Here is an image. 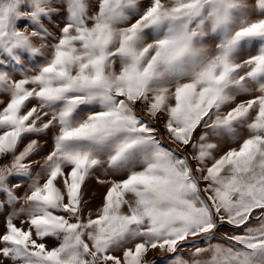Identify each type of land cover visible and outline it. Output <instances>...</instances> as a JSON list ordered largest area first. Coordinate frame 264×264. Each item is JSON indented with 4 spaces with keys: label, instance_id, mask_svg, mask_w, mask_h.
Wrapping results in <instances>:
<instances>
[{
    "label": "snow or ice",
    "instance_id": "snow-or-ice-1",
    "mask_svg": "<svg viewBox=\"0 0 264 264\" xmlns=\"http://www.w3.org/2000/svg\"><path fill=\"white\" fill-rule=\"evenodd\" d=\"M0 96V264H264V0H0Z\"/></svg>",
    "mask_w": 264,
    "mask_h": 264
},
{
    "label": "rangeland",
    "instance_id": "rangeland-1",
    "mask_svg": "<svg viewBox=\"0 0 264 264\" xmlns=\"http://www.w3.org/2000/svg\"><path fill=\"white\" fill-rule=\"evenodd\" d=\"M54 6H55V5H54ZM58 11H61V13H62L63 10H62V9H58ZM130 22H131V21H130ZM44 23H45L46 26H49L46 20L44 21ZM53 24H61L60 19L53 18ZM20 26L23 27L24 25L21 24ZM61 26H62V24H61ZM49 30L52 31L53 34H55V29H54V28H52V27L49 26ZM25 67H26V68H30L31 66L26 64ZM13 78H14V79H19L20 77H19L18 74L13 73ZM2 99H6V97L0 96V100H2ZM29 106H31V105H29ZM137 112H138V114L143 115V113L140 112L139 108L137 109ZM157 126L159 127L160 125L158 124ZM25 142H26V141H25ZM163 143H164L165 145L169 146V147H172V148H173V147L175 148V146H176V145L172 144V143L167 139L166 135L163 137ZM185 154H187V153H185ZM6 159H7V158H5L4 160H0V163H4V162H6ZM38 159H39L38 156H34V157H33V160H38ZM16 183H21V184H22L21 188H20L19 191L17 192V195H22L23 192H24V190H25V186H26V185H25L22 181H20V180H18V179H16V178H11V179H9V181H8L9 187H11L12 185H14V184H16ZM93 183H95V179H90V180L87 182V184H86V186H85V195H86V198H91V200H92V203H91V204H93V205L98 204V206H99V204H100V202H101V195H102V193H103V191H104V188H103V186H101V185H97V187H96V185L94 184L93 187H95V188L97 189V193H95V191L91 192L90 185H92ZM4 199H5V197H4L3 195H0V202H2ZM88 208L90 209V204H89ZM93 208H94V207H93ZM94 209H95V208H94ZM8 210H9V209H8V207L6 206V207H5V211H8ZM3 219H4L3 214H0V229H2V227H3ZM17 223H19L18 220H17ZM225 233H227V234H229V235L232 234L231 226H225V227L220 228L219 231L216 233V235H217V236H223ZM49 243L51 244V243H53V242H52V241H49ZM211 243H223V241H222V240H215V239H214V240L211 241ZM200 246H201V247H204V246H206V244L201 243ZM165 255H167V254H166V253H162V252H160V251L157 250V251L149 252L148 255H147V257H146V259H151V258H153V257L160 258V257H163V256H165ZM184 258L187 259L188 257L185 256ZM157 264H164V262H163L162 260H159V259H158Z\"/></svg>",
    "mask_w": 264,
    "mask_h": 264
},
{
    "label": "crops",
    "instance_id": "crops-1",
    "mask_svg": "<svg viewBox=\"0 0 264 264\" xmlns=\"http://www.w3.org/2000/svg\"><path fill=\"white\" fill-rule=\"evenodd\" d=\"M175 147H176V146H175ZM94 184H95L96 187H97L98 184H96V182H95V183H93L92 185H90V189H91V192L95 191V193H97V189H96L95 187H93ZM93 207L96 209V208L98 207V204H95V205L90 204V209H91V210H95Z\"/></svg>",
    "mask_w": 264,
    "mask_h": 264
},
{
    "label": "trees",
    "instance_id": "trees-1",
    "mask_svg": "<svg viewBox=\"0 0 264 264\" xmlns=\"http://www.w3.org/2000/svg\"><path fill=\"white\" fill-rule=\"evenodd\" d=\"M174 148V147H173Z\"/></svg>",
    "mask_w": 264,
    "mask_h": 264
}]
</instances>
